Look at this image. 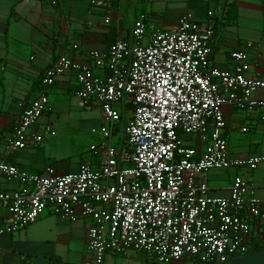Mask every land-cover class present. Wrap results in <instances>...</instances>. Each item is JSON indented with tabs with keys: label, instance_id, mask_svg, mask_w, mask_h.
<instances>
[{
	"label": "built area",
	"instance_id": "2783aa9c",
	"mask_svg": "<svg viewBox=\"0 0 264 264\" xmlns=\"http://www.w3.org/2000/svg\"><path fill=\"white\" fill-rule=\"evenodd\" d=\"M27 1L57 6L60 0ZM146 19L137 15L129 40L87 50L83 62L58 55L44 70L43 86L69 76L79 107L98 104L101 125L90 132L99 142L89 146L95 161L74 172L47 166L31 174L0 156V177L18 186L0 190V236L23 231L49 211L69 221L88 220L84 264H104L107 254L129 251L155 264L184 258L225 263L264 248V198L254 186L236 174L227 197H215L197 181L212 170L254 171L264 165V155L232 157L222 136L224 106L264 109V95L255 96L264 81L246 75L248 55L240 49L229 53L231 70L214 67L210 23L183 15L172 30L153 31L144 42ZM48 103L40 94L22 109L6 138L7 154L54 134L50 127L31 132ZM181 134L194 136L197 144L185 145Z\"/></svg>",
	"mask_w": 264,
	"mask_h": 264
},
{
	"label": "crops",
	"instance_id": "0c3cea01",
	"mask_svg": "<svg viewBox=\"0 0 264 264\" xmlns=\"http://www.w3.org/2000/svg\"><path fill=\"white\" fill-rule=\"evenodd\" d=\"M92 1H102L105 5L96 7L91 4ZM208 10L213 11L210 18L206 15ZM139 13L147 16L144 42H147L153 31L172 30L183 15L202 24L210 23L213 30L210 47L214 67L231 70L233 62L229 53L240 49L248 55L250 70L246 75L264 81V0H216L212 4L203 0H60L57 6L27 0H0L1 36L6 37L8 32H12L23 37L22 25L26 24L29 26L30 41L39 44L36 47L31 44L33 50L29 52L26 62L19 60L21 55L9 47L2 58L0 156L27 173H41L47 166L58 172L49 160L38 154L39 144L19 153L7 154L6 138L13 130L15 119L31 100L45 94L49 101L42 115L46 119L45 127L62 120V112L53 114L49 95L52 94L53 100L61 99L62 96L76 98L77 85L72 77L62 76L52 85L43 86L40 77L44 70L58 55L65 54L83 62L87 50H105L116 39L129 40ZM106 16L109 17L108 24L104 23ZM247 43L252 45L251 48L247 47ZM72 45H78V52L71 49ZM6 71L15 79L12 93L7 99L3 83ZM94 73L101 74V71L94 69ZM263 95L264 90L255 94L257 97ZM222 112L225 121L222 136L228 142L229 154L234 158L264 155V123L261 121L264 109L246 111L226 105ZM31 132L40 133L38 124ZM92 161H95L93 155L80 164ZM235 175L236 172L233 175L208 173L205 179L199 178L197 181L206 183L210 188L209 195L214 193L219 197H227ZM239 175L254 186L257 197L264 198V165ZM17 187L16 183L6 182L0 177V190L11 191ZM87 227L86 219L69 221L47 211L23 231L0 236V264H84L89 259L86 251ZM129 252L122 256H130ZM114 256L107 254L104 264L106 258L108 264H116ZM172 264H264V248H252L247 254L235 255L225 263H201L184 258Z\"/></svg>",
	"mask_w": 264,
	"mask_h": 264
},
{
	"label": "rangeland",
	"instance_id": "374dc122",
	"mask_svg": "<svg viewBox=\"0 0 264 264\" xmlns=\"http://www.w3.org/2000/svg\"><path fill=\"white\" fill-rule=\"evenodd\" d=\"M22 26L24 29L22 31L23 37L16 36V33L12 32H8L6 37H2L1 35L3 34H0V68L3 67L4 60L2 58L4 59V54L8 47L10 50L12 49L21 55V58L26 55L24 59L19 58V60H25L24 62H26L29 52L33 50L31 44L33 47L37 46L38 43L34 42V40L30 41L29 26L26 24ZM21 63L23 62L21 61ZM1 75L2 73H0V79ZM3 76L4 94L5 99H7L12 93L15 79L9 71L4 72ZM49 97L53 106V114L62 112V120H56L49 125L50 129L54 131V135L44 138L43 142L39 144L38 154L41 158L49 160L58 172H74L81 162H86L91 158L92 154L89 151V146L99 142V137L91 134L90 130L97 128L101 123L100 109L98 104H93L89 108H80L77 105L78 99L75 97L69 98V96H62L61 99L56 98L54 100L52 94ZM43 117H40L37 122L40 133H43L46 126L44 124L46 123V119ZM181 139L185 143L193 146L197 144L195 137L192 135L181 134ZM113 146H116L115 140H113ZM235 172L236 174H245V172L251 171L236 169L212 170L209 171V174L227 173L233 175ZM212 196L219 197L220 195H214L213 193ZM129 254L130 256L128 257L122 255L114 256L116 264H132L133 262L137 264H155L151 258L143 253L136 254L135 252H129ZM106 264H108V258H106Z\"/></svg>",
	"mask_w": 264,
	"mask_h": 264
}]
</instances>
